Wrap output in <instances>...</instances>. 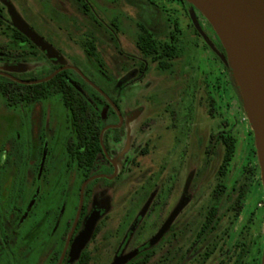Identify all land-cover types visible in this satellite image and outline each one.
<instances>
[{
	"label": "rangeland",
	"instance_id": "1",
	"mask_svg": "<svg viewBox=\"0 0 264 264\" xmlns=\"http://www.w3.org/2000/svg\"><path fill=\"white\" fill-rule=\"evenodd\" d=\"M83 1L94 18L84 14L74 0H0V5L6 8L3 25L0 24V48L9 46L10 30L6 26L13 25L9 12L14 10L52 52L50 55L44 52L47 58H43L34 56L29 47H9L7 54L12 62L18 63L9 67L0 65V70L23 77L27 74L43 77L50 74L57 63L71 64L95 73L101 85L106 86L94 71L101 61L114 86L121 90L116 96L123 110H141L129 131L133 148V152H129L130 159H135L137 164L129 168L124 175L125 183L111 196L109 211L113 217L102 235L114 231L123 216H138V222L144 219V234L137 238L135 245L149 240L156 222L162 224L172 211V196L168 202L167 199L174 184L175 198H184L183 219H189L192 225L185 241L175 243L176 257L192 239L201 221L199 214L208 213L215 203L218 184L223 182L230 189L236 183L238 186L246 174L249 196L243 203L234 234L254 216L250 235L245 233L243 238L258 241L263 252L258 253L254 248L246 264H263L264 187L254 132L243 98L236 89L227 53L213 27L186 0V3L177 0ZM173 19L179 23V31L175 33L177 55L167 61L168 67L164 69L138 48L141 33L138 23L157 28L158 36L165 40L174 31ZM93 37L99 61L87 55V43ZM141 63L147 65L146 72L126 81L128 74ZM69 133L68 113L58 96L22 106L18 112L9 109L0 96V219L3 224L15 219L12 204L20 199L17 194L23 188L24 165L29 156L40 165L38 183L44 167L52 170L49 180L52 185L43 188L41 197L54 193L55 176L65 164ZM229 135L236 141V150L222 177L220 167L225 147L220 137ZM142 149L143 156L139 154ZM74 183L73 180L77 191L80 182ZM39 192L38 187L32 201L24 206L26 213L31 208V216L23 224L20 220L15 230L17 243L10 244L9 249L13 264H47L53 249L62 244L58 235L47 230L31 240L34 254L30 252V256L26 252V239L38 222L35 216L44 213L46 207L32 206ZM24 198L27 196L23 195ZM107 204L105 198L102 208L108 207ZM229 206L227 200L223 201L220 213L231 214L227 211ZM117 241L113 239L110 244L115 245ZM219 257L216 254L209 263L217 264ZM10 262L7 248L0 245V264Z\"/></svg>",
	"mask_w": 264,
	"mask_h": 264
},
{
	"label": "flooded vegetation",
	"instance_id": "2",
	"mask_svg": "<svg viewBox=\"0 0 264 264\" xmlns=\"http://www.w3.org/2000/svg\"><path fill=\"white\" fill-rule=\"evenodd\" d=\"M177 1L186 3L185 0ZM74 2L84 14L91 18L93 17L89 6L83 0H74ZM4 11H6V8L0 5L1 25L4 22ZM9 14L11 16V12ZM172 24L174 31L167 39L162 40L158 36L157 28L149 27L143 22L138 23L141 30L137 41L138 48L143 55L151 58L154 62H158L160 66H162L161 63H167V61L172 59L168 55H163L164 51L166 49L171 50L174 47L177 48L175 33L179 31V23L173 19ZM6 28L10 30L8 34L9 46L6 45L0 48V65L9 67L18 63L12 62V59L7 54L9 53L10 44L14 42L13 31L17 29L14 26V22L13 25L7 24ZM95 40L96 38L93 37L87 43V55L93 61L95 59L99 61L96 54ZM145 40L154 47L150 50H143L140 45ZM21 46L31 48V53L36 57L47 58L44 51L28 37L27 41L21 43ZM89 47L93 48L89 49ZM99 63L100 67H95L94 71L105 82L106 86L101 85L95 73L80 70L71 64L57 63L53 65V70L50 74L61 68L68 67L66 69L75 71L103 97V100L97 103L93 102L84 91L87 88L77 87L74 83V87L76 86L81 96L88 99L90 113L97 115L96 117L80 120L87 123L89 125L87 130L91 131L87 136H84L87 138V142L82 141L78 133L79 127L74 123L71 111L62 102L64 109L68 113L70 133L65 144V164L60 167L59 172L55 176L54 193L51 196L41 197V193L43 188L52 185L49 181L52 176V170L44 167L41 181L38 183L37 175L40 165L31 156L26 158L24 165L26 172L22 181L23 188H20L17 194L20 199L18 203L14 202L12 204V215L15 214V219L10 224H3L0 219V245L3 249L7 248L9 260L11 259L12 261L10 264H13L14 257L10 254L9 249L17 243L15 230L20 220H23V224L31 216V208L29 207L26 213L24 206L32 201V196L35 195L38 187L40 196L35 197V202L32 206L43 205L46 207L44 213H38L35 216L38 222L34 226L33 233L26 239L28 241L26 252H28V255H30V252L34 254L35 248L31 244V240L42 234L44 235L47 230L48 233L58 235L62 244L53 249L50 261L47 264H210V260L216 254L220 255L217 264H246V259L254 248H257V252L262 254L263 250L259 246L258 241L252 240L251 237L243 238L245 233L250 235L254 216L252 218L250 216V219L248 218L235 235V226L241 217V213L237 211V199L228 190H226L222 198L218 197L216 193L218 186L215 190V203L210 207L208 213L199 214L201 221L192 235V239H189V244L185 249L178 251L176 246L179 252L176 257L174 254L175 243L179 244L185 241L190 234L192 225L189 219H183L182 211L185 208L182 207V203H184V198L183 196L175 198L176 188L174 184H172L173 187L170 189L167 199L168 202L170 196H172V199H170L172 200V211L165 216L162 224L159 225L156 222L149 240L141 245H135L137 238L144 234V219L138 222V216L136 218L123 216L120 223L116 224L114 231H106V234L102 235L104 229L108 226V222L113 217L109 211L112 202L111 196H114L125 183L124 175L129 171V168H132L133 164H137L135 159H130L129 152H133V148L129 131L132 123L139 119L141 110L135 109L129 112L123 110L116 96L120 94L121 90L114 86L113 81L103 69V63L101 61ZM146 70L147 65L141 63L139 68L128 74L125 80H133L138 75H143ZM50 74L43 77L27 74L26 77H23L13 72L0 70V76L28 84L41 80ZM70 83L73 84L72 81ZM31 105L29 103L21 105L19 108H8L18 112L22 106ZM71 146L78 149L71 150ZM97 147L100 148V151L96 149ZM86 148H90V150ZM143 153V149L139 151L141 156H143ZM73 180L74 184L80 182L77 191L72 184ZM85 183L87 184L82 194V188ZM22 194L27 196V198L22 199ZM105 198L108 200V207H103L104 211H102V203H104ZM225 199L230 204L227 211L231 214L220 213L221 204L223 201L226 202ZM212 211L214 212L212 213ZM88 228H91V232L87 236L85 244L82 245ZM118 234L119 237L117 236ZM113 239L118 240L115 245L110 244Z\"/></svg>",
	"mask_w": 264,
	"mask_h": 264
},
{
	"label": "water",
	"instance_id": "3",
	"mask_svg": "<svg viewBox=\"0 0 264 264\" xmlns=\"http://www.w3.org/2000/svg\"><path fill=\"white\" fill-rule=\"evenodd\" d=\"M210 23L220 38L243 98L253 128L261 179L264 187V1L263 0H186ZM15 28L31 39L47 55L50 47L11 11ZM68 67H64L66 69ZM44 82L53 78L58 72ZM82 74L79 70H77ZM95 86L93 83H91ZM87 183L83 185L82 194ZM91 228H88L82 245ZM264 264V259H263Z\"/></svg>",
	"mask_w": 264,
	"mask_h": 264
},
{
	"label": "trees",
	"instance_id": "4",
	"mask_svg": "<svg viewBox=\"0 0 264 264\" xmlns=\"http://www.w3.org/2000/svg\"><path fill=\"white\" fill-rule=\"evenodd\" d=\"M13 32H14L13 35L14 42L10 44V48L12 49L21 48L22 47L21 43L27 41V37L18 30H14ZM140 47L143 50H150L154 46L151 45L150 42L145 40L144 43L140 45ZM90 48L93 47H89V49ZM163 55H168L169 57L174 58L177 55V48L174 47L171 50L166 49ZM161 64L164 69L168 67V64L166 62H163ZM54 73H51L49 76L41 80L47 79ZM41 80H36L33 83L28 84L26 82H20L17 80L0 76V96L4 99L5 103L10 108H19L21 105H25V104L27 105L29 103L34 104L43 99H47L52 95L58 96L63 102V104L71 111L74 123L79 127L78 133L81 136L82 141L87 142V138H85L84 136H87L89 133H91V131L87 130V127L89 125L87 123L81 122L80 120L87 119L90 117H96L97 115H92L90 113L89 110L90 105L88 104L89 102L88 99L83 98L81 96L80 92L76 89V86L74 87V83L75 85H77V87L78 86L81 88L86 87L87 89L84 91L87 93L88 98L95 103L103 100V97L95 89L90 87L73 70L63 69L50 80L37 83V81H41ZM71 81L73 84L70 83ZM236 89L240 94L239 88L236 87ZM220 142L225 147L224 160L220 168V175L224 177L227 173L228 166L234 157L236 150V146H235L236 141L233 137L229 135V136H221ZM70 149L73 150L78 148L71 146ZM86 149L90 150V148H86ZM96 149L100 151L99 147H97ZM253 153L255 154V150H253ZM242 178L244 180L238 182L240 183L238 186H236L237 185L236 183L235 186H233L231 189H228L227 186L222 182L218 185V188L216 190L217 196L220 198L224 196L226 190L234 194L233 196H235L237 199L236 204L238 206V210H237L238 213L241 212L243 203L249 196L248 195L249 185L247 184L249 177L245 174L244 177ZM213 212L214 211H212V213Z\"/></svg>",
	"mask_w": 264,
	"mask_h": 264
}]
</instances>
